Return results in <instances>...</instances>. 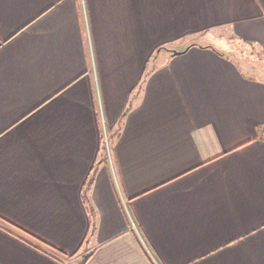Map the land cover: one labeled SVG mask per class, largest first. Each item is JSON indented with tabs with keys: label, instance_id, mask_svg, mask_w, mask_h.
<instances>
[{
	"label": "crops",
	"instance_id": "1",
	"mask_svg": "<svg viewBox=\"0 0 264 264\" xmlns=\"http://www.w3.org/2000/svg\"><path fill=\"white\" fill-rule=\"evenodd\" d=\"M223 39L264 52V0H0V264H264V68Z\"/></svg>",
	"mask_w": 264,
	"mask_h": 264
},
{
	"label": "rangeland",
	"instance_id": "2",
	"mask_svg": "<svg viewBox=\"0 0 264 264\" xmlns=\"http://www.w3.org/2000/svg\"><path fill=\"white\" fill-rule=\"evenodd\" d=\"M212 43L221 47L231 57L242 60L244 66H250L254 69L264 68V52L258 46L245 44L236 39L231 40L229 44L225 39L212 40ZM72 264H78V261H74Z\"/></svg>",
	"mask_w": 264,
	"mask_h": 264
},
{
	"label": "built area",
	"instance_id": "3",
	"mask_svg": "<svg viewBox=\"0 0 264 264\" xmlns=\"http://www.w3.org/2000/svg\"><path fill=\"white\" fill-rule=\"evenodd\" d=\"M105 141H106V146H107L108 150H110V147H109V139H108V136L107 135L105 136Z\"/></svg>",
	"mask_w": 264,
	"mask_h": 264
},
{
	"label": "trees",
	"instance_id": "4",
	"mask_svg": "<svg viewBox=\"0 0 264 264\" xmlns=\"http://www.w3.org/2000/svg\"><path fill=\"white\" fill-rule=\"evenodd\" d=\"M85 260H86V259L84 258L81 264H83Z\"/></svg>",
	"mask_w": 264,
	"mask_h": 264
}]
</instances>
